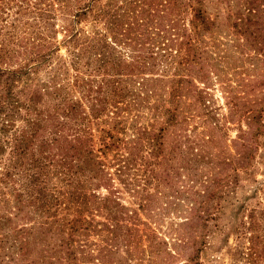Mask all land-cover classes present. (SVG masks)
I'll return each mask as SVG.
<instances>
[{
	"label": "trees",
	"instance_id": "obj_1",
	"mask_svg": "<svg viewBox=\"0 0 264 264\" xmlns=\"http://www.w3.org/2000/svg\"><path fill=\"white\" fill-rule=\"evenodd\" d=\"M260 60L264 0H0V264H201L264 95L230 101L224 141L198 80L249 95ZM254 212L234 227L256 263Z\"/></svg>",
	"mask_w": 264,
	"mask_h": 264
},
{
	"label": "rangeland",
	"instance_id": "obj_2",
	"mask_svg": "<svg viewBox=\"0 0 264 264\" xmlns=\"http://www.w3.org/2000/svg\"><path fill=\"white\" fill-rule=\"evenodd\" d=\"M61 23V20L56 22L57 26ZM61 38L62 34L59 33L57 39ZM58 55L65 57L64 47L60 48ZM257 66H259L261 72H257L255 78L250 81L252 86H247L246 90L249 95L245 94L243 89H241L243 82L249 76L243 77L233 69L226 70L227 73L224 74L223 80H215L211 75L207 76L205 80H198V85L206 88L204 96L208 99V104L213 109L217 122L222 127H228L222 137L224 141L225 138H234L237 135L236 128H231L233 125L228 124L227 114L231 105L230 101L237 102L238 106H250L251 104L245 103L248 96L259 98L264 95V84L261 85L264 80V60L258 61ZM228 84L229 87H227ZM32 91L28 92V96ZM39 98L41 102L43 97L40 92L38 94ZM235 122L246 126V122L243 119ZM258 146L259 150L255 153L252 167L247 174H242V177H240L236 187L237 190L231 194L229 203H225V208L220 214L218 229H214L215 231L208 238L207 246L201 254V264H264V259L261 260L260 257L256 263L249 262V256H246L249 234L246 230L242 234L236 233L234 227L243 221L242 216L248 215L253 210L255 211L254 215H256L263 228L264 234V124L263 135L259 137ZM233 197L243 202L244 207L238 208L241 202L231 206V203L234 202ZM235 208L237 209L235 210ZM246 220L248 221V219ZM262 237L264 241V236ZM263 241L260 242V245L264 244Z\"/></svg>",
	"mask_w": 264,
	"mask_h": 264
}]
</instances>
